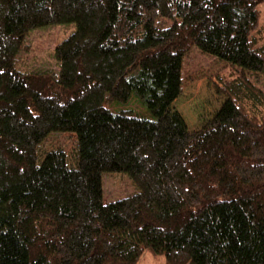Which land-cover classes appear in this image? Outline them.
I'll return each instance as SVG.
<instances>
[{
    "label": "trees",
    "instance_id": "16d2710c",
    "mask_svg": "<svg viewBox=\"0 0 264 264\" xmlns=\"http://www.w3.org/2000/svg\"><path fill=\"white\" fill-rule=\"evenodd\" d=\"M264 0H0V264H264ZM73 24L56 69L31 31ZM196 48L219 107L173 108ZM143 101L151 117L106 104ZM53 133L73 135L42 157ZM138 191L104 202L103 174Z\"/></svg>",
    "mask_w": 264,
    "mask_h": 264
},
{
    "label": "rangeland",
    "instance_id": "374dc122",
    "mask_svg": "<svg viewBox=\"0 0 264 264\" xmlns=\"http://www.w3.org/2000/svg\"><path fill=\"white\" fill-rule=\"evenodd\" d=\"M264 4L259 10H263ZM264 12V11H263ZM264 14V13H263ZM73 24L46 26L31 31L25 40V48L17 55V65L21 69H56L53 50L55 46L73 33ZM217 63L208 55L192 48L185 56L182 75L193 74L186 80L184 88L172 106L184 118L190 129H197L219 107L222 97L216 94L207 76L216 69ZM114 111H133L137 115L150 118L151 115L143 101L135 93L127 101L106 104ZM62 147L68 155L69 163H74L73 135L64 133L50 134L39 145L41 157L48 151ZM104 202L115 201L138 191V187L124 173L103 174ZM138 264H163L161 256L146 251Z\"/></svg>",
    "mask_w": 264,
    "mask_h": 264
}]
</instances>
